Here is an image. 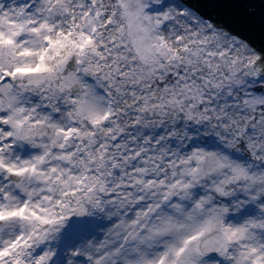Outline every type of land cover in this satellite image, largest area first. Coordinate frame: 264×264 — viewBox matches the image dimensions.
<instances>
[{
  "label": "snow or ice",
  "instance_id": "snow-or-ice-1",
  "mask_svg": "<svg viewBox=\"0 0 264 264\" xmlns=\"http://www.w3.org/2000/svg\"><path fill=\"white\" fill-rule=\"evenodd\" d=\"M0 264H264V0H0Z\"/></svg>",
  "mask_w": 264,
  "mask_h": 264
}]
</instances>
